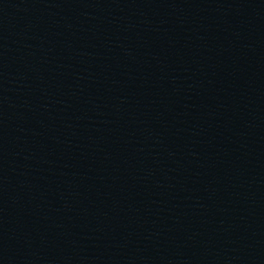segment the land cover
<instances>
[{
    "label": "water",
    "instance_id": "95a60500",
    "mask_svg": "<svg viewBox=\"0 0 264 264\" xmlns=\"http://www.w3.org/2000/svg\"><path fill=\"white\" fill-rule=\"evenodd\" d=\"M0 264H264V0H0Z\"/></svg>",
    "mask_w": 264,
    "mask_h": 264
}]
</instances>
